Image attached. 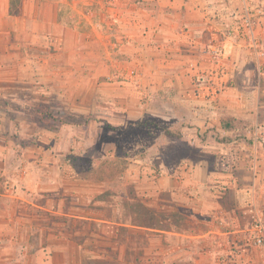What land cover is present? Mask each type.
Wrapping results in <instances>:
<instances>
[{"label":"rangeland","instance_id":"obj_1","mask_svg":"<svg viewBox=\"0 0 264 264\" xmlns=\"http://www.w3.org/2000/svg\"><path fill=\"white\" fill-rule=\"evenodd\" d=\"M8 1L9 11L0 0V264H159L166 234L70 214L135 222L149 216L144 201L161 225L209 227L203 203L187 201L183 168L219 170L226 150L256 129L235 119L225 130L219 119L264 100V0H226L235 10L229 44L187 75L161 74L154 57L139 64L132 47L120 49L119 9L154 13L157 0ZM48 148L63 156L49 162ZM161 162L168 184L183 180L176 194L155 195ZM202 189L192 196L210 198ZM180 254L171 258L185 264Z\"/></svg>","mask_w":264,"mask_h":264},{"label":"crops","instance_id":"obj_2","mask_svg":"<svg viewBox=\"0 0 264 264\" xmlns=\"http://www.w3.org/2000/svg\"><path fill=\"white\" fill-rule=\"evenodd\" d=\"M157 1L163 6L154 13L141 10L140 14L138 12V15H132L126 9H119L117 38L120 49L127 52L126 48L132 47L135 51L132 53L133 60L138 61L139 64L154 57L153 61L159 63L156 72L164 74L168 68H171L175 75L181 72L186 74L192 71L194 63L202 62L210 55L219 57L221 46L224 43L229 44L232 37L228 34L231 32L227 31L226 18L235 10L227 5L226 0ZM9 8L7 0V11ZM142 16H145V19ZM9 30L12 32L17 30V27H9ZM2 31L0 28V37ZM112 43L117 45L116 41ZM209 47L212 49L210 50ZM182 63L186 66H182ZM136 72L139 76L146 74L141 65ZM257 100L260 104H253L250 110L241 107L236 111L229 107L227 114H231L234 120L245 119L252 125L255 124L256 129L254 133L249 134L248 140L240 138L237 140L236 148L226 150L227 159L224 163L219 161V170L206 171L204 162L199 164L192 162L190 167L183 168V173L186 175L184 185L189 192L187 201L192 198L193 202L198 200L208 208L207 211L205 207L203 208V218H201L207 219L203 221L209 224L208 228L198 230L188 225L179 229L175 225L171 227L161 225L156 221L157 211L144 201H140V205L145 209L146 216L149 213V215L154 214L155 217V224L152 227L145 223L147 218L142 219L144 216L137 217L135 222H130L128 219L127 221L121 219L125 222H119L120 218H114L115 215L111 217L70 215L80 219L102 221L106 225L137 227L140 230L160 233V236L166 234L167 241H160L159 247H155L158 253L163 254L160 256L159 264H183L181 263L183 260H180L181 254L186 255L185 264H264V244L257 245L254 236L255 223L261 221L264 224V103L262 104L264 100L261 101L260 94L257 95ZM262 109L263 113H260ZM197 110L207 113L209 107H200ZM221 120L222 117L219 119V124ZM47 152L49 162L63 156L61 151L53 152L51 148H48ZM223 165L226 169H221ZM160 168L161 173L155 181V195L167 191L171 195L176 194L182 189L183 180L175 178L174 184L177 186L168 184L170 168L163 162L160 163ZM231 168L232 173L229 172ZM199 169H202L201 175L197 174ZM174 176L179 177L177 174ZM214 177L218 179L216 183L213 181ZM132 184L130 181L129 185ZM200 186L204 187L202 191L209 190L210 198L201 196L200 199H196L192 196ZM227 194L229 197H225ZM199 195L197 197H200ZM159 201V206L165 205L164 200ZM190 214L191 217H196L194 213L190 212ZM249 227L253 237L247 233ZM177 250L181 253L178 255L180 258L173 261L171 257Z\"/></svg>","mask_w":264,"mask_h":264},{"label":"built area","instance_id":"obj_3","mask_svg":"<svg viewBox=\"0 0 264 264\" xmlns=\"http://www.w3.org/2000/svg\"><path fill=\"white\" fill-rule=\"evenodd\" d=\"M254 227L255 243L257 245L264 244V224L261 221H257Z\"/></svg>","mask_w":264,"mask_h":264},{"label":"trees","instance_id":"obj_4","mask_svg":"<svg viewBox=\"0 0 264 264\" xmlns=\"http://www.w3.org/2000/svg\"><path fill=\"white\" fill-rule=\"evenodd\" d=\"M232 120H234L233 117H230V118L222 117V120H221L222 127L224 129H230V128H232L233 127ZM131 191H133V190H131ZM153 220H154V214H150L147 217L145 223L149 224L152 227L155 224ZM119 222H125V221H121V219H120Z\"/></svg>","mask_w":264,"mask_h":264}]
</instances>
